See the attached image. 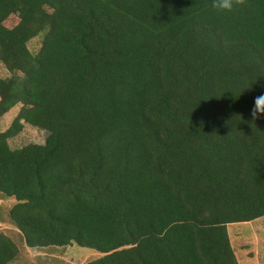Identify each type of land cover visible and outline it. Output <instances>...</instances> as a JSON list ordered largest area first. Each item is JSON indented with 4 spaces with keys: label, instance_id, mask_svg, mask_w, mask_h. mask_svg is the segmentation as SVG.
Listing matches in <instances>:
<instances>
[{
    "label": "trees",
    "instance_id": "16d2710c",
    "mask_svg": "<svg viewBox=\"0 0 264 264\" xmlns=\"http://www.w3.org/2000/svg\"><path fill=\"white\" fill-rule=\"evenodd\" d=\"M211 3L0 0V193L26 248L238 264L226 225L264 216V0ZM23 123L43 141L10 148Z\"/></svg>",
    "mask_w": 264,
    "mask_h": 264
},
{
    "label": "rangeland",
    "instance_id": "374dc122",
    "mask_svg": "<svg viewBox=\"0 0 264 264\" xmlns=\"http://www.w3.org/2000/svg\"><path fill=\"white\" fill-rule=\"evenodd\" d=\"M14 22L13 16L8 17L7 23ZM39 41V35L31 38L26 44L28 50L35 52ZM7 76V71L0 64V78ZM18 108L19 104H16L0 116V131L7 127ZM44 136L42 130L23 123L20 132L7 142L10 148H16L29 142L41 143ZM13 201L12 197L0 193V232L9 237L17 248V254L7 264H83L100 255L93 249L73 243L61 247L26 248L20 234L7 218V210ZM225 228L238 264H264V216L253 221L230 223Z\"/></svg>",
    "mask_w": 264,
    "mask_h": 264
},
{
    "label": "clouds",
    "instance_id": "9594fccd",
    "mask_svg": "<svg viewBox=\"0 0 264 264\" xmlns=\"http://www.w3.org/2000/svg\"><path fill=\"white\" fill-rule=\"evenodd\" d=\"M247 5V0H212L211 7L218 13H232L239 7ZM261 116H264V94L256 97L254 107L251 110L252 125ZM254 130V129H253Z\"/></svg>",
    "mask_w": 264,
    "mask_h": 264
}]
</instances>
